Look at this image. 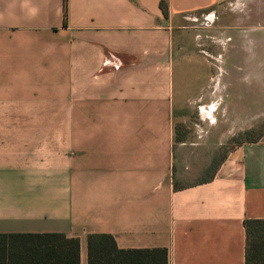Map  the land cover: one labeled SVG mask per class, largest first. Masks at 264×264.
I'll return each instance as SVG.
<instances>
[{"label":"crops","instance_id":"obj_1","mask_svg":"<svg viewBox=\"0 0 264 264\" xmlns=\"http://www.w3.org/2000/svg\"><path fill=\"white\" fill-rule=\"evenodd\" d=\"M229 2L0 0V234L11 235V264H108L114 248L245 264L244 221L264 220V139L226 143L248 112L263 117L264 78L247 74L255 101L231 103L215 52Z\"/></svg>","mask_w":264,"mask_h":264},{"label":"rangeland","instance_id":"obj_2","mask_svg":"<svg viewBox=\"0 0 264 264\" xmlns=\"http://www.w3.org/2000/svg\"><path fill=\"white\" fill-rule=\"evenodd\" d=\"M229 4L225 11L226 39L215 52L221 57L219 63L224 69L223 76L227 78L225 87L230 92L228 98L231 103L239 102L240 98L243 103L254 102L257 93L255 81L247 82L245 77L247 74L255 75L257 70L261 73V69L264 78V0H230ZM204 17L200 22L207 26L214 21L216 14L210 13ZM257 60L260 61L257 63ZM263 83L264 79L258 82V93L262 91V85L264 88ZM240 92H243L241 96ZM231 113L235 115L236 112ZM255 113L259 114L255 111L248 112V127H233L226 146H233L241 141L264 139V112L261 119L253 117ZM64 116L63 95L57 94V135L67 133ZM75 129L76 127L72 128V133Z\"/></svg>","mask_w":264,"mask_h":264},{"label":"trees","instance_id":"obj_3","mask_svg":"<svg viewBox=\"0 0 264 264\" xmlns=\"http://www.w3.org/2000/svg\"><path fill=\"white\" fill-rule=\"evenodd\" d=\"M161 5L163 13L165 7ZM244 227L247 235L245 264H264V220H245ZM11 237L0 234V264H11L8 254L5 253L6 238ZM113 247V245H112ZM121 254L120 259L117 261L106 260L108 264H165V250L164 249H150V250H129L122 251L116 250Z\"/></svg>","mask_w":264,"mask_h":264}]
</instances>
